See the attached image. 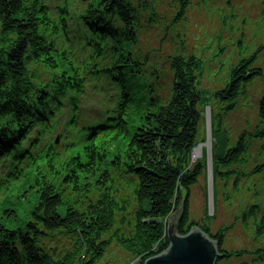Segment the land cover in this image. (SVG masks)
Here are the masks:
<instances>
[{
    "label": "trees",
    "instance_id": "trees-1",
    "mask_svg": "<svg viewBox=\"0 0 264 264\" xmlns=\"http://www.w3.org/2000/svg\"><path fill=\"white\" fill-rule=\"evenodd\" d=\"M51 4L0 0V161L10 166L0 176V264H100L112 246L130 264H145L168 250V225L178 212H183L178 235L199 227L225 254L217 264L247 258L246 250L223 247L235 222L212 234L215 216L208 211L203 224L190 221L191 190L207 177L208 168L205 152L196 162L193 152L211 106L215 206L220 197L231 203L245 188L257 197L255 183L264 178V162L251 164L249 141L264 142V92L256 129L233 142L225 120L252 82L263 79L264 86V70L254 67L264 49L241 61L225 88L212 95L200 90L202 64L196 56L171 55L170 94L163 98L145 83L153 77L159 84L161 70L150 55L136 52L144 24L158 20L154 1L91 0L76 18L65 4L56 7L57 19ZM187 4L180 0L179 15ZM77 38L91 53L88 64L87 57L77 60L75 51L61 48ZM108 48L111 63L100 68L97 60ZM39 70L50 80L42 82ZM102 75L119 92L114 109L90 127L85 159L66 156L73 145L60 155L49 141L56 119L67 103L77 108L90 77ZM140 88L145 96L138 98ZM76 123L74 117L72 130ZM112 172L130 196L116 186ZM235 221L246 228L252 222L254 240L261 243L252 255L264 263V204L246 206Z\"/></svg>",
    "mask_w": 264,
    "mask_h": 264
},
{
    "label": "rangeland",
    "instance_id": "rangeland-1",
    "mask_svg": "<svg viewBox=\"0 0 264 264\" xmlns=\"http://www.w3.org/2000/svg\"><path fill=\"white\" fill-rule=\"evenodd\" d=\"M150 1L155 2L158 20L151 25L148 21L144 24L136 52L143 56L150 55L152 65L161 70L160 74L163 76L159 84L153 77L146 78L145 83L149 88L152 85L155 86L163 98H168L170 94L171 78L168 72V60L171 55L182 52L184 56H196L202 64L200 90L206 95H212L225 88L230 82L232 71L241 61L251 59L264 47V0H184L188 1L184 16L178 14L182 10L180 0ZM67 4L73 18H76L78 11L84 7L82 0H68ZM71 28L75 30L76 25H72ZM110 53H112L110 48L104 52L106 56L104 58L106 63L102 61L104 66L111 63ZM254 67L264 70V52L258 56ZM39 76L40 79L45 80L48 74L39 70ZM90 80V83L87 82L86 95L78 102H82L78 115L79 128L100 120L111 108L110 92L119 93L114 89L109 77L105 80L103 76L99 79L91 77ZM263 91V79L252 82L247 87L245 98L239 100L236 111L226 117L225 129L231 141H237L243 134L258 127V105ZM139 92L138 98L145 96L142 88ZM152 97L153 95L147 97V101H150ZM67 105L69 109L70 105L68 103ZM207 108L212 111L211 106L206 107L205 115ZM72 116V111L63 113L58 120L57 130L53 137H49V141L53 142L58 135H61L56 149L62 155L69 145L67 138L69 136L75 143L73 151L69 153L70 157L81 155L84 159V132H89V129H85L83 133L75 130L71 134L68 129ZM206 139L205 125L201 131L199 144H204ZM249 148L251 164L264 162V142L249 141ZM111 175L116 181V186L121 188L120 191L130 196L131 190L127 188L126 183L115 172ZM256 180L255 185L259 189L257 197L245 188L239 195H234L231 203L225 202L220 197L219 205L214 204L212 216L215 217L209 224L212 234H216L221 228L235 222V228L228 232L223 247L228 251L246 250L249 252L244 260L232 259L220 264H264L258 262L252 255V251L256 252L261 244L254 240L255 228L252 222L246 228L240 221H235L246 206L252 203L264 204V178ZM24 181L25 178L23 183ZM17 195L18 191L10 198L14 200ZM207 211L209 212L208 176L202 178L200 184L191 190L190 221L203 224ZM100 264H130V262L129 257L120 248L112 246Z\"/></svg>",
    "mask_w": 264,
    "mask_h": 264
},
{
    "label": "water",
    "instance_id": "water-1",
    "mask_svg": "<svg viewBox=\"0 0 264 264\" xmlns=\"http://www.w3.org/2000/svg\"><path fill=\"white\" fill-rule=\"evenodd\" d=\"M87 1V0H84ZM207 139L200 144L195 152L206 147L208 154V196L209 211H214V184H213V139L211 131V109L206 112ZM183 212L173 215L168 225V240L170 246L167 252L149 259L145 264H217L224 259L225 254L219 250V245L200 228H194L188 235H178V220Z\"/></svg>",
    "mask_w": 264,
    "mask_h": 264
},
{
    "label": "bare ground",
    "instance_id": "bare-ground-1",
    "mask_svg": "<svg viewBox=\"0 0 264 264\" xmlns=\"http://www.w3.org/2000/svg\"><path fill=\"white\" fill-rule=\"evenodd\" d=\"M70 52H71V51H70ZM206 149H207L206 147H202L201 150H202V152H204ZM199 154H200V150H198V151L195 152V155H196V156H199Z\"/></svg>",
    "mask_w": 264,
    "mask_h": 264
}]
</instances>
